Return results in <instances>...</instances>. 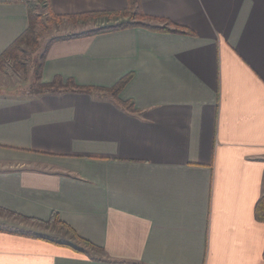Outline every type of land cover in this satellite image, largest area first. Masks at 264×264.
<instances>
[{"label":"crops","instance_id":"crops-1","mask_svg":"<svg viewBox=\"0 0 264 264\" xmlns=\"http://www.w3.org/2000/svg\"><path fill=\"white\" fill-rule=\"evenodd\" d=\"M28 1L0 0V54ZM43 5L80 25L127 0ZM138 8L177 31L56 41L40 73L100 89L130 76L117 96L135 112L99 89L0 93V264H264V0Z\"/></svg>","mask_w":264,"mask_h":264},{"label":"trees","instance_id":"trees-1","mask_svg":"<svg viewBox=\"0 0 264 264\" xmlns=\"http://www.w3.org/2000/svg\"><path fill=\"white\" fill-rule=\"evenodd\" d=\"M139 7V0H127V8L125 10V14L131 15L132 19L130 22L120 23L116 25H110V26H104L97 28L92 31H85L81 34H64V35H56L53 36L44 46L42 53L39 56V59L36 61V70L34 75V83H32L27 91L18 92L16 95L20 98H34L35 96L44 94V93H65V92H91L92 90L97 91H104L106 93H110L111 96L116 98L121 108L125 109L128 112H135L133 108V104L130 101H120L118 100L119 93L121 90L125 87L127 82L130 79V76H126L119 80L117 84H115L113 87L108 89H100V88H92V87H80L78 85H75V83L68 79V80H62L61 78H54V80L50 83H41V71L43 67V62L45 60V54L47 51L48 46L56 41H65V40H71V39H77L82 37H89L95 34H106L113 31H120V30H126L136 27H142L146 28L148 30L157 31V32H173L177 31V27L175 28L174 25H172L169 21L164 20H153L158 23H162L161 26H155L153 24L147 23L146 21L151 19L146 18L144 16ZM36 7H29L28 8V24L26 30L19 36L17 39L10 44L7 49L3 50V52L0 54V74L4 73L5 66L7 63H10L12 66L13 71L18 72L22 69H24V64L22 61V58L25 56V48H29L31 51H36L37 48H39V37H38V28L43 26V23L41 22L40 15L35 12ZM49 13V12H48ZM51 13H49L50 15ZM53 19L60 20L64 17L61 16H55L51 14ZM67 20L75 19V16H67ZM49 21V20H48ZM99 89V90H98ZM255 217L256 219L262 223V227H264V197L259 199L257 201L256 207H255ZM55 223H59L55 221ZM61 225H64L60 222ZM2 230V229H0ZM37 237V236H32ZM38 238V237H37ZM76 238L82 241L85 245H90L88 242L80 239L79 237ZM68 246V245H66ZM263 259H264V251H262Z\"/></svg>","mask_w":264,"mask_h":264},{"label":"rangeland","instance_id":"rangeland-1","mask_svg":"<svg viewBox=\"0 0 264 264\" xmlns=\"http://www.w3.org/2000/svg\"><path fill=\"white\" fill-rule=\"evenodd\" d=\"M33 7H36V11L40 15L42 27L38 28L39 48L36 51H31L29 48H25V56L22 58L24 69L15 72L12 69L10 63H7L4 69V73L0 75V93L2 95H8L13 97L18 92L27 91L32 83H34V73L36 70V61L39 59L40 54L43 51L45 44L56 35L64 34H78L85 31H92L100 27L116 25L120 23L130 22L132 17L129 14H119L105 17H86L80 19L76 25L72 20L63 21V19L56 20L49 15L46 7L43 5V0H29ZM67 19V18H65ZM49 20V21H48ZM73 22V23H71ZM95 27V28H94ZM18 91V92H17ZM1 215V214H0ZM52 226H55V221L51 222ZM55 233H52L51 237L57 239Z\"/></svg>","mask_w":264,"mask_h":264}]
</instances>
